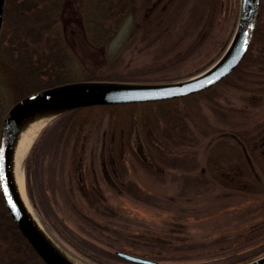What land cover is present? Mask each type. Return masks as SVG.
<instances>
[{
    "label": "rangeland",
    "instance_id": "374dc122",
    "mask_svg": "<svg viewBox=\"0 0 264 264\" xmlns=\"http://www.w3.org/2000/svg\"><path fill=\"white\" fill-rule=\"evenodd\" d=\"M70 1L57 22L63 66L104 81L163 82L198 73L222 54L239 10L236 0H210L211 7L209 0H127L128 12L109 18L94 40ZM260 19L264 26V0ZM10 40L1 51L18 71L40 65L47 72L38 60L42 46ZM228 82L247 90L218 85L193 106L184 130H171L159 107L113 116L98 110L78 141L65 137L64 120L48 124L30 158L28 184L25 176L36 216L92 264H135L117 251L157 264H229L258 255L264 250V179L256 167L264 168V65L242 79L231 74ZM17 99L0 79V110ZM216 143L222 150L216 175H236L247 193L209 177L206 153ZM0 216V252H14L19 239L1 210Z\"/></svg>",
    "mask_w": 264,
    "mask_h": 264
},
{
    "label": "trees",
    "instance_id": "16d2710c",
    "mask_svg": "<svg viewBox=\"0 0 264 264\" xmlns=\"http://www.w3.org/2000/svg\"><path fill=\"white\" fill-rule=\"evenodd\" d=\"M64 2L65 0H6L4 24L0 36V79L7 87L10 95L18 97L17 101L28 94L58 84H64L74 81L106 79L92 77L80 78V76H78L76 73L74 74L73 72H71L69 68H65L66 65L63 66L65 51L63 48H61L63 42L58 38L57 28L60 23L57 25V22H60ZM70 2L71 5L73 7H76V10L79 11L78 13L81 24L84 28H86V30L94 38V40L99 34H101V28L106 24V21H108L109 18H112L115 15H123V12L124 14L125 12H128L127 6L129 4L127 0H71ZM236 2L238 7L239 0H236ZM208 3L211 7L210 0ZM121 8L123 9V11L122 13H119V10ZM214 10L215 9L213 6L210 11ZM214 16L215 15H213V17ZM208 19V23H210V16ZM262 22V19H260L247 54L232 73L237 74V76L241 79L242 77L246 76V74H249V71L251 73V68L253 69L254 66L260 67L264 65V26ZM9 36H11L10 41L14 43H21V41H30L31 43H34L38 46H42L41 50L43 53L41 55H38V60L39 62H41V65L43 67L48 68L47 72H45L40 65L38 66V71L35 70V67H31L32 70L27 74L18 71L13 61L11 60L10 55L1 51L3 42ZM50 42L55 43V46L58 49H51V46L45 48V44H48ZM10 45L12 46V43ZM27 60H29V58ZM50 61L52 62L51 65ZM9 72H12V74H9ZM43 75H46L47 77H42ZM124 81L135 82V80ZM222 84H228L230 87L236 89L244 88L239 86L237 83H229L227 77L211 88L186 97L157 102L82 107L58 116L50 124L55 123L58 120H64L65 129H63V131L66 130L65 133L67 132L65 137L67 139H71L74 137L75 140L78 141L82 129L89 122L90 116L98 110L99 112H109L111 116H113V113L119 115L118 111L122 112L124 110L126 113L129 110L130 115H132L135 112V109H137L138 107L145 108L144 111L151 109L152 107H159L161 111L160 118L171 130H176V128L184 130L187 127L186 121L190 119L191 112L193 111V106L196 105L197 101L200 98L208 99V97L215 93L216 87ZM243 90H247V88ZM259 90L261 91V93H264V87L263 89ZM2 111L3 110L1 109V121L5 113L7 112L6 111L4 113ZM49 125L39 134L27 156L25 164V176L27 184L29 183L30 178V158L34 153L36 145L44 135ZM226 134L233 139L242 136L236 131H226L225 135ZM246 139L244 138V140L242 141L245 142ZM242 141L240 143L242 144V147H244L245 145L242 143ZM221 152L222 150H220V144L216 143L213 144L206 153L205 165L209 177L218 181L219 184H222L223 186H225V188L240 190L243 193H247V191H244L243 183H240L236 175H234L230 179H220L216 175V162L218 157L222 155ZM254 161L256 160L251 159V162L255 164ZM256 167L261 170L260 176L264 179V168H262L260 165ZM199 178L202 179L204 177L200 175ZM247 187H250V185H248ZM98 202H100V200L97 196L94 205H96V203ZM0 210L2 211V213H4L6 220L11 223L12 229L16 232V237H18L17 239H19V247L16 248L14 252H0V264H44L43 261L30 248V246L24 240L16 227L13 225L10 216L5 210L1 198ZM262 252H264V250L260 251L258 255ZM258 255H251V257L248 256L243 260H239L237 262L229 264H241Z\"/></svg>",
    "mask_w": 264,
    "mask_h": 264
},
{
    "label": "water",
    "instance_id": "95a60500",
    "mask_svg": "<svg viewBox=\"0 0 264 264\" xmlns=\"http://www.w3.org/2000/svg\"><path fill=\"white\" fill-rule=\"evenodd\" d=\"M5 4L6 0H0V36ZM261 4L262 0H239L237 22L227 46L214 62L196 74L163 82L104 80L68 82L28 94L7 110L0 124V198L16 229L44 264H76L69 257L80 264L92 263L61 243L47 229L39 216H36L33 207L31 209L41 227L31 219L12 172L11 152L16 131L33 117L44 115L45 118H49L35 135L26 153L23 165L25 186L27 156L39 134L58 116L88 106L178 99L211 88L227 78L249 50L259 22ZM116 255L136 264H157L153 260L122 251H117ZM241 264H264V253Z\"/></svg>",
    "mask_w": 264,
    "mask_h": 264
},
{
    "label": "bare ground",
    "instance_id": "6f19581e",
    "mask_svg": "<svg viewBox=\"0 0 264 264\" xmlns=\"http://www.w3.org/2000/svg\"><path fill=\"white\" fill-rule=\"evenodd\" d=\"M49 118H45L44 115L33 117L30 122L28 121L26 124L22 125L15 133L14 142L12 146L11 152V165H12V172L13 177L17 186V189L21 195L23 200V204L29 213L30 217L34 222H38L36 216L34 215L31 206L27 200V196L25 193V186H24V159L26 153L34 140L35 135L37 132L42 128V126L48 121ZM39 223V222H38ZM37 225L41 227L39 224ZM71 261L76 264H80L77 260L69 257Z\"/></svg>",
    "mask_w": 264,
    "mask_h": 264
}]
</instances>
